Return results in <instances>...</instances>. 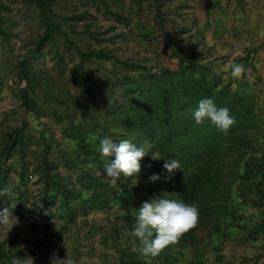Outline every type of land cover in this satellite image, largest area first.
Masks as SVG:
<instances>
[{"label": "rangeland", "instance_id": "obj_1", "mask_svg": "<svg viewBox=\"0 0 264 264\" xmlns=\"http://www.w3.org/2000/svg\"><path fill=\"white\" fill-rule=\"evenodd\" d=\"M204 1L207 4L209 0H56L51 21L60 30L40 43L47 20L36 4L28 0H0V165L5 167L2 181L9 184L18 179V169L23 165V188L32 198L33 211L29 215L46 220L40 227L33 224L32 229V222L23 219L21 209L14 207L11 219L17 222L0 226V238L9 232L15 234V245L23 223L31 228V248L37 246L38 240L44 242L36 234L46 238L47 249L43 253L49 260L55 252L62 259L68 254L74 264H136L134 257L142 258L145 264L174 260L188 263V257L183 262L187 250L183 236L178 244L152 258L140 253L142 244L138 239L134 250L133 238L127 235L142 203L176 197L163 178V170H158L162 162L152 146L123 129L124 114L130 107L129 98L122 93L130 90L129 83L139 76L141 67L159 63L167 66V59L177 55L164 46L168 39L164 34L169 31L162 28L171 29L173 16L182 18L194 3ZM144 19L157 22L158 28L155 26L154 30L158 29L159 35H149L148 39L140 35L143 39L135 41L139 37L136 28L142 26ZM140 32L144 34L142 29ZM177 34L182 33H175L176 37ZM149 39L154 42L151 44ZM135 42L144 47L139 45L140 51H132L131 44ZM77 49L102 51L110 59L93 57L81 62ZM206 72L210 79L213 73ZM252 100L258 126L249 131L250 147L245 159H257L264 146L263 103L258 96H252ZM94 136L109 137L117 144L128 140L137 147L143 146L146 156L140 161L141 171L131 177L121 175L112 185L104 169L113 158L100 155L99 141H93ZM239 165L233 168L235 184L242 174ZM46 169L60 182H49L47 192L42 176ZM153 174L160 175V180L151 182L149 177ZM78 176L98 179L100 185L95 194L82 191L76 182ZM37 187L44 190L41 193H47L48 199L36 193ZM72 191H78L79 197L72 199ZM4 199L0 208L8 205L11 209V200L6 198L5 203ZM194 230L197 243L208 242L211 235L206 236L203 225ZM26 249L21 257L4 250V261L26 256L35 260L33 250ZM167 250L169 255L164 254Z\"/></svg>", "mask_w": 264, "mask_h": 264}, {"label": "trees", "instance_id": "obj_2", "mask_svg": "<svg viewBox=\"0 0 264 264\" xmlns=\"http://www.w3.org/2000/svg\"><path fill=\"white\" fill-rule=\"evenodd\" d=\"M28 1L35 3L46 17V31L40 43L45 42L55 30H60V26L51 21L52 5L56 0ZM77 53L81 62L90 61L93 57L110 59L102 51L82 52L77 49ZM141 70L139 76L129 83L130 90L122 93L126 99L129 98L130 107V111L124 114L123 129L132 131L133 137L144 138L152 146L151 150L158 154L162 162L158 170H163V178L176 200L198 207L199 221L195 228L203 225L208 237L217 232L220 218L229 213L233 187L237 180L233 168L241 163L239 166L243 173L240 177L243 182L256 177L264 180V154L260 159H245L250 147L249 131L258 126L252 96L233 92L229 85L223 84L214 75L208 79V73L194 64L180 63L176 70H171L159 63L153 67L143 66ZM204 99H212L218 108L227 107L230 110L235 123L226 133L221 132L209 120L201 125L195 123L193 112ZM165 159H177L181 163V169L170 179L163 168ZM224 167L227 171H224ZM42 176L46 192L49 182L54 185L60 183L49 175L48 169L43 171ZM19 180L24 183V174H21ZM76 182L82 191H91L93 194L100 185L98 179L91 176H78ZM55 191L60 189L55 188ZM262 192L263 194H259V201H263L264 207V191ZM69 194L72 199L80 195L78 191ZM22 195V191H19V197ZM68 199L64 198L65 201ZM194 229L183 235L185 248H199L205 243L196 242ZM164 254L169 255L168 250ZM136 258L138 257H134L136 264L146 263L141 261L142 258ZM121 264L134 263L123 261Z\"/></svg>", "mask_w": 264, "mask_h": 264}, {"label": "crops", "instance_id": "obj_3", "mask_svg": "<svg viewBox=\"0 0 264 264\" xmlns=\"http://www.w3.org/2000/svg\"><path fill=\"white\" fill-rule=\"evenodd\" d=\"M154 21L144 19L140 22L142 26L136 28L139 37L134 40L141 41L143 38L148 39L149 35L152 37L159 35V30H154L157 23ZM171 22L172 30L163 27L162 29L168 30L169 33L161 32L168 36L164 46L167 45L173 55L177 54L167 59L168 68L176 70L180 63H183L194 64L205 71L211 70L213 75L220 77L233 92L260 97L264 107V0H209L207 4L205 1L194 3L185 11V16L182 18L173 16ZM141 29L144 34L140 32ZM179 31L182 34H177L176 37L175 33ZM140 35L145 36L142 38ZM149 40L151 44L154 42ZM167 42L172 44L169 45ZM139 45L144 44L136 42L131 44L132 51H140L144 47H138ZM175 50L178 53H174ZM233 64L244 66L245 71L240 77L232 76ZM263 154L264 146L257 159ZM4 170L5 167L0 165V189L6 186H11L12 189L11 195L0 197V201L5 197L3 201L5 203L6 198L11 200L9 207L12 208H8V205H5V208L11 213L15 208L21 209L23 219L32 222V229L33 224L39 227L44 225L46 220H37L29 215L33 211L32 198L29 191L23 188L24 183L19 180L21 174H25V167L20 166L18 179L14 178L9 184L2 181ZM37 188L36 193L48 199L46 194L41 193L44 190ZM19 191H22V197H19ZM262 191L264 180H260L259 177L244 182L240 178L233 190L234 201L231 202L229 213L220 219L217 232L211 234L208 242L201 247L185 248L187 250L183 262L188 257L187 264H264V207L263 201H259V194H263ZM20 202L22 203L19 206ZM1 209L4 208H0V212L3 211ZM28 225L21 224V235L15 245L13 244L15 234L9 232V237L0 238V264H11V261H4L6 258L4 250L21 257L23 252H27L26 248L33 250L34 264L50 262L48 256L43 253V249H47V240L42 238V234L36 236L44 242L38 240L37 246L30 247L29 236L32 234ZM14 230L16 232V229ZM166 264L179 263L178 260H174L167 261Z\"/></svg>", "mask_w": 264, "mask_h": 264}, {"label": "clouds", "instance_id": "obj_4", "mask_svg": "<svg viewBox=\"0 0 264 264\" xmlns=\"http://www.w3.org/2000/svg\"><path fill=\"white\" fill-rule=\"evenodd\" d=\"M245 71L241 64H233L231 68L234 78L240 77ZM193 119L197 125H201L205 120H209L221 132L226 133L235 123L234 117L227 107L218 108L212 99L201 100L198 107L193 112ZM98 140V151L103 157H112L111 161L105 165L106 177L112 185H115L121 175L131 177L141 171L140 161L146 156L143 146L137 147L128 140H121L114 143L109 137H96ZM75 143V142H72ZM153 159H156L153 157ZM151 167V165H149ZM167 173V178L181 169V163L177 159H165L163 165ZM160 175L153 174L149 177L151 182L160 180ZM11 186L0 189V197L11 195ZM12 213L8 208L0 212V226L8 224ZM199 221V210L195 204H187L182 201L166 198L153 199L150 202L142 203L135 212V224L131 230H126L127 235L132 237V244L135 248L137 239L142 244L138 250L145 257H158L166 248L179 243L184 234L194 229ZM155 234L154 238L153 235ZM11 264H34L31 256L24 258L13 257ZM50 264H74L69 258L62 259L55 252L50 257Z\"/></svg>", "mask_w": 264, "mask_h": 264}]
</instances>
